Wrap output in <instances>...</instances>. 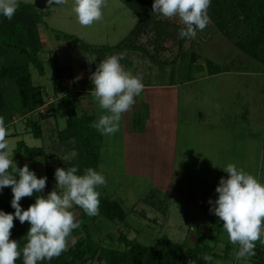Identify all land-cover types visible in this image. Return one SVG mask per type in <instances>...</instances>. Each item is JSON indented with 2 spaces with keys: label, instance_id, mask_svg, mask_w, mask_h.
Segmentation results:
<instances>
[{
  "label": "rangeland",
  "instance_id": "374dc122",
  "mask_svg": "<svg viewBox=\"0 0 264 264\" xmlns=\"http://www.w3.org/2000/svg\"><path fill=\"white\" fill-rule=\"evenodd\" d=\"M19 1L31 3L42 12L38 35L41 41L42 51L39 57L43 73L32 64L29 69L33 84L42 87L43 98L53 101V113L40 121V137H34L25 131V123L19 118V113L13 114L7 128L8 133L15 132V135L7 137L9 150L12 151L16 142L22 139L28 146H42L46 154L51 155L47 161L41 156L25 161L13 154L12 159L16 166L26 164L39 178L46 177L47 164L55 168H63L70 160H74V165L80 164L77 162L76 150L70 147L74 146L73 141L65 143L57 137V132L66 126L65 102L62 96L72 90L70 80H74L75 88H79L80 84L84 89L78 93L82 99L80 104L88 107V113H92L96 121L104 114V110L99 108L92 91L89 90L90 75L96 65L107 56H122L120 63L123 68L142 77L145 87L138 96V103L127 112L131 120L126 122L123 119L125 113L122 115L118 133L102 135L99 132L101 142L98 172L105 176L106 185L97 190L100 196L119 200L127 212V217L125 221H111L100 215L93 225L89 222L91 232L99 243L117 248H123L116 239L118 231L150 246L161 235H167L173 242L185 240L189 247L195 246L199 238L213 245L206 238V234L212 230L211 218L215 214L210 209L214 207L218 196L216 186L221 177L228 176L223 167L234 163L238 169L242 168L264 182V72L260 61L233 42L241 36L238 34H242L244 25L241 19L234 20L229 16H225L226 20L223 19L226 30L231 33L229 38L210 18L206 28L203 31L198 30L195 38H183L178 42L181 38L179 31L184 25L178 18L161 17L152 8L146 15L150 17V26L146 31L137 35V31L135 34L131 33L138 20V13L127 0H106L103 19L88 27L78 23L72 11L73 0L50 7L46 0ZM250 2L252 6L256 5V2ZM153 21L162 24L160 29L164 33H160L152 25ZM64 33L69 37L64 38ZM166 34L170 37L166 38ZM160 36H163L162 40H159ZM130 43L139 49L130 48ZM116 45L117 48L114 47ZM106 47L112 53L105 50ZM95 48H99L100 52L94 50ZM192 50L199 53L197 61L200 66L189 65L188 56L185 54L188 55ZM177 51H184L185 54H181L179 58L174 57L181 65L177 60L173 67L169 62L173 59L172 54ZM90 55L93 62H89ZM207 58L228 71L208 78L202 77L203 71L208 73L205 65ZM83 69L88 72L87 78H83ZM57 71L60 74V89L54 91L53 83ZM169 81L178 83V86L174 90L166 89ZM200 99L202 105L198 102ZM204 101L208 104L210 101L215 102L208 105V108H216L217 115L212 112L208 115L215 119L220 118L218 126L213 129V138L209 139L212 158L208 160L206 157L207 166L199 168L194 160L189 167H173L174 164L169 163L170 161L161 160L158 151L168 144L166 141L163 143V138H167V135L163 136L165 130L160 128L169 126L168 120L177 112L182 119L183 114L188 115L187 110H199L205 106ZM82 112L79 109L78 113ZM246 113L250 119L246 120ZM189 116L194 119L196 114L192 111ZM166 131L173 135L172 126ZM151 151L155 153L154 157H151ZM135 154L138 155L134 157ZM216 158L217 162H214L212 159ZM55 184V179H47L46 187L40 194L46 195L55 188ZM149 195H152L153 200L166 203L163 205L167 207L166 210L150 205L147 201ZM11 199L10 187L0 190V210L13 213ZM210 200L212 204L209 203ZM20 204L23 209H27L25 198ZM78 213L79 211L74 212L75 215ZM107 232L112 234V239L106 237ZM80 236H84L82 231L75 232V238ZM218 238L219 241L213 249L215 255L209 264H216L217 261L220 264H252L253 257L246 260L235 259L237 246L228 241L223 228ZM226 245H229L228 255H225ZM256 245L264 253V244L257 241ZM183 259L187 264L185 255ZM83 264L97 262L92 259Z\"/></svg>",
  "mask_w": 264,
  "mask_h": 264
},
{
  "label": "clouds",
  "instance_id": "9594fccd",
  "mask_svg": "<svg viewBox=\"0 0 264 264\" xmlns=\"http://www.w3.org/2000/svg\"><path fill=\"white\" fill-rule=\"evenodd\" d=\"M48 6L63 5L67 0H46ZM106 0H73L72 11L81 26L88 27L103 19ZM211 0H153L152 10L165 19L178 18L184 25L181 38H195L203 31L210 17ZM18 0H0V15L11 21L17 11ZM122 56L109 55L101 60L90 75L92 96L104 114L90 126L102 135H115L120 131L122 115L131 111L136 97L144 90L142 77L123 68ZM91 55L89 62H93ZM8 132L4 117L0 116V190L10 187L13 213L0 210V264H16L22 257L23 264H41L59 257L68 248L73 229L79 228L73 206L89 217L99 215V187L106 185V178L91 167L78 175L76 166L57 167L54 172L55 188L46 195H39L46 187L47 178L37 177L25 164L17 167L9 150ZM11 169V171H9ZM228 174L221 177L215 191L218 193L210 209L222 221L228 241L237 246L236 260L254 256L256 242L264 244V182L234 163L223 167ZM35 195V202L27 209L20 201ZM210 204L213 202L210 200ZM14 219L29 228L25 243L12 239ZM202 258L211 261L204 253ZM216 264H220L219 261Z\"/></svg>",
  "mask_w": 264,
  "mask_h": 264
},
{
  "label": "trees",
  "instance_id": "16d2710c",
  "mask_svg": "<svg viewBox=\"0 0 264 264\" xmlns=\"http://www.w3.org/2000/svg\"><path fill=\"white\" fill-rule=\"evenodd\" d=\"M250 1L256 2V5L252 6ZM127 2L138 13V20L131 33L135 34L137 31V35L146 31L150 26V17L146 15L152 8L153 0H127ZM208 15L219 27V30H223L226 37H230L231 33L225 28L223 21V19L226 20L225 16L234 20L241 19L244 25L242 34H238L241 36L233 42L244 52L260 61L264 72V0H211ZM41 16L42 12H39L33 4L23 1L18 2L17 11L11 21L0 15V116L4 117L7 129L13 114L19 113V118L25 123V131L27 130L34 137L42 135L40 121L50 117L53 113V101L48 102L43 98L42 87L33 84L29 69L32 64L38 68L40 73H43L39 57L41 41L38 35ZM152 25H155L160 33H164V30L160 29L161 23L153 21ZM63 37L68 38L69 35L64 33ZM180 39V41L183 40ZM129 46L132 49H139L132 43ZM114 47L117 48L118 45ZM94 50L100 52L99 48ZM105 50L112 53L109 47H106ZM196 58L197 53L192 50L189 65H192ZM206 67L209 74H215L224 69L210 60L206 61ZM59 85L60 74L57 71L53 83L54 91H57ZM90 86L92 88V84ZM62 99L65 102L66 126L57 132V137L59 141L65 143L73 141L77 162L80 163L74 165V160H70L63 168L76 166L78 175L83 174L84 169L88 167L98 172L101 136L96 129L90 126L95 122V117L84 111L78 113L80 109L78 93L75 95L67 93L62 96ZM13 135L15 132L8 133V136ZM12 152L25 161H30L36 156H41L47 161L51 156L46 154L42 146H28L22 139L16 142ZM55 169L53 165H46L45 174L48 180L55 179ZM39 195L42 194L39 193ZM25 201L28 205L34 203L35 195L25 197ZM99 208V215L89 217L80 208L73 206L71 209L73 213L79 211L75 216L80 227L73 229L65 252L53 260L43 261L41 264H83L92 259L97 264H185L184 255L187 257V264H209L212 260L205 261L202 256L207 253L213 258L215 255L213 249L219 241L218 235L223 228L222 221L215 215L212 216V230L206 234V238L212 241L213 245L199 238L195 246L189 247L185 240L173 242L167 235H161L156 243L150 246L140 243L136 238L127 237L125 232L118 231L116 239L123 245V248L110 247L99 243L94 238L89 222L93 225L100 215L111 221H125L127 212L119 200L104 196H100ZM28 228L27 223L21 224L16 219L10 238L18 240L19 244L23 246ZM77 231H82L84 236L75 238L74 234ZM106 237L112 239V234L107 232ZM228 247L229 245L225 246V255H228ZM261 250L263 251L260 246L256 245V254L252 256V264H264V253ZM16 264H23L22 257L16 261Z\"/></svg>",
  "mask_w": 264,
  "mask_h": 264
},
{
  "label": "crops",
  "instance_id": "0c3cea01",
  "mask_svg": "<svg viewBox=\"0 0 264 264\" xmlns=\"http://www.w3.org/2000/svg\"><path fill=\"white\" fill-rule=\"evenodd\" d=\"M164 36H166V38L170 37V35H168V34H166ZM158 38H159V40H162L163 36H160ZM180 40L181 39H178V42H180ZM177 44L179 46V43H177ZM41 51L39 52V56L41 55ZM181 54L184 55L185 54L184 51H181V52L177 51L175 54H172L173 59H170L169 63L173 66L174 62L178 60V59L174 60V57L179 58V56ZM197 55H199V53ZM185 56H188V62H189L190 52L188 55L185 54ZM197 60H198V56L196 58V61L192 64V66H194V67L200 66L199 65L200 63H198ZM207 60H208V58H207ZM209 60L214 62L212 59H209ZM177 62L179 65H181V62L179 60ZM214 63L219 65L216 62H214ZM82 71H83L82 72L83 78H87L88 72H85L87 70L83 69ZM90 71H92V69ZM227 71H228L227 69H225V70L222 69V71L215 73V74H209V73L206 74V72L203 71L204 74L202 77L208 78V77H211L214 75L226 73ZM75 72H77V71H75ZM198 72L200 73L201 71H198ZM73 74H74V72H73ZM66 81L68 82L69 80H66ZM70 82L72 84V86H71L72 90L70 92L80 93L84 90L80 86V84H79V88H75L73 79L70 80ZM176 86H178V83H175L174 81H169L166 89L173 88V90H174L176 88ZM148 88L149 87H146V89H148ZM89 90L92 91V89H89ZM70 92H68V93L71 94ZM168 100H169V98H168ZM137 101H138V97H136V104L138 103ZM81 102H82V99H80V101H79V108L83 111H86V113H88V110H89L88 107H86V106L82 107L80 104ZM198 102L200 103V105H202V103H201L202 99L198 100ZM203 104L205 106L200 107L199 110H196V109L187 110L188 115L183 114L182 119L180 118L178 112L176 113L175 116H173V118L172 117H170V119L168 118L169 119L168 125L172 126V128L174 130L173 135H169V132L166 131L169 126L160 128V130L161 129L165 130L163 133V136L167 135V138H163V143H165V141H166V143L168 144L167 147L162 148L161 150L158 151V153H159L158 156H160L161 160H163L165 162L170 161L169 163L174 164L173 167H181V166L183 168L189 167L190 163L194 160H196V162L198 163L197 166L199 168H205L207 166L205 164V163H207V158H209L208 160H210L212 158V156H211L212 148L210 146L209 139H210V137H212L214 135L213 129L218 126V122H219L220 118L218 117V119H215L212 116L211 117L209 116V115H211V114H209L210 112L217 115V109L216 108H211V107L208 108V105L215 104L214 101H212V102L210 101L209 104L206 101H204ZM192 111H194V113L196 114V117L194 119H192L189 116V114L192 113ZM252 111H253V109H252ZM247 118L250 119L246 113V120H247ZM123 119H126V122L131 120L128 113H125L123 115ZM70 147H73V145H71ZM150 154H151V157H154V155H155V153L152 151L150 152ZM137 155L138 154H135L134 157H136ZM194 155H197V157H193ZM99 159H100V157H99ZM156 160H158V159H156ZM212 160H214V162L215 161L217 162V158L212 159ZM221 160H220V162H221ZM176 181H177V177H176ZM147 201L150 205H152V206L155 205L156 208H158V209H165L166 210V208H167V207L163 206L166 203L162 204V203H160V201H158L156 199L153 200L152 195H149V198Z\"/></svg>",
  "mask_w": 264,
  "mask_h": 264
}]
</instances>
